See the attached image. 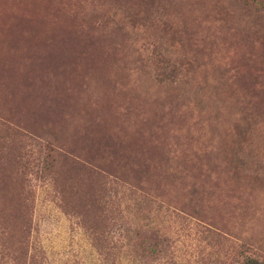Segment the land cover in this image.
Instances as JSON below:
<instances>
[{"label": "rangeland", "instance_id": "rangeland-1", "mask_svg": "<svg viewBox=\"0 0 264 264\" xmlns=\"http://www.w3.org/2000/svg\"><path fill=\"white\" fill-rule=\"evenodd\" d=\"M244 256L264 264V0H0V264Z\"/></svg>", "mask_w": 264, "mask_h": 264}, {"label": "trees", "instance_id": "trees-1", "mask_svg": "<svg viewBox=\"0 0 264 264\" xmlns=\"http://www.w3.org/2000/svg\"><path fill=\"white\" fill-rule=\"evenodd\" d=\"M253 1H255V0H253ZM5 128L7 129V127H5ZM15 134L18 135L16 132H15ZM42 152H43V157H42V160H41V163H40V170H41L42 173L48 174L55 167V165L57 163L56 158L57 157H63V155L60 154L59 152H57L56 150H54L53 147H50V146L49 147L45 146V149ZM73 164L76 165V166H81L80 164H78L76 162L73 163ZM142 234H144V236L145 235H150V237H152V239H153L152 242H151L152 245L158 246V247L161 246V241L159 240V238L157 237L156 234L155 235H153L151 233H142ZM135 238H137V234L135 235ZM147 249L148 248H146V251H147ZM142 252L143 251L139 250V248L135 249V253H136L137 257H139V258L141 256ZM31 264H34V263H31ZM236 264H262V262L259 259H257V258L244 256L242 259L237 261Z\"/></svg>", "mask_w": 264, "mask_h": 264}]
</instances>
